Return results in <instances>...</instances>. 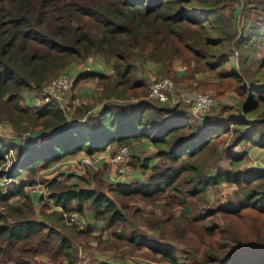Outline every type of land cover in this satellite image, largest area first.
<instances>
[{
	"label": "trees",
	"instance_id": "obj_1",
	"mask_svg": "<svg viewBox=\"0 0 264 264\" xmlns=\"http://www.w3.org/2000/svg\"><path fill=\"white\" fill-rule=\"evenodd\" d=\"M254 1L262 0H0V124L28 137L7 142L0 135V205L5 209L0 212V264H77L78 246L67 233L79 238L93 227L68 224L63 214H81L88 202L93 223L106 219L112 228L127 221L107 195L58 180L73 173L58 171L47 183L46 198L26 192L35 182L25 181L24 173L34 175L38 167L80 152L94 157L113 144L144 139L162 163L137 157L131 166L142 174L149 171L145 181H116L108 190L163 214L146 219L145 231L135 226L129 234H113L168 264H185L180 262L184 254L190 264H264V236L249 240L232 228L225 234L217 225H202L199 230L208 237L216 229L224 233L223 242L216 249L207 244L198 256L197 249L176 250L172 241L149 232L155 228L164 234L171 223L185 241V224L197 229L196 222L215 213H264V168L243 166L249 151L236 150L245 143L264 148V57L253 55L256 42H264V12ZM247 9L263 18L254 19ZM90 57L112 70L76 75L75 85L96 83L101 105L96 115L87 105L66 110L55 99L36 107L21 104L26 92H43L74 61ZM175 61L200 64L218 78V95L233 91L239 100L200 120L181 102L166 106L149 99L143 80L148 66L176 77ZM3 180L11 181L6 190ZM222 184L238 187L236 200L195 216L194 199ZM36 201L43 203L39 212Z\"/></svg>",
	"mask_w": 264,
	"mask_h": 264
},
{
	"label": "rangeland",
	"instance_id": "obj_2",
	"mask_svg": "<svg viewBox=\"0 0 264 264\" xmlns=\"http://www.w3.org/2000/svg\"><path fill=\"white\" fill-rule=\"evenodd\" d=\"M255 2V1H254ZM254 5L259 7V12H264V0L261 1V4L255 2ZM260 5V6H259ZM263 7V9H261ZM245 11L243 9L241 10L240 14H244ZM246 13L254 15V11H250L247 9ZM240 15V17H242ZM262 19L263 17L259 14H255L253 16L254 19L256 18ZM257 50V52L253 51V55H257L260 58L264 57V42H261L258 40L256 42V46L254 50ZM85 61H74L72 65L80 66L81 63H84ZM70 65V66H72ZM185 68L184 75L181 77H175V75H160L158 72H155V69L153 67L149 68V73L144 74V79L147 82L146 88L147 91H149L150 83L153 79L161 78V77H169L172 79V81L175 84L176 91L183 92V93H209L212 95V97L215 100V104L210 110V112L206 115V117L209 114H217L218 109L225 104L232 105L235 104L239 99V94L237 92L228 91L225 94L218 95V91H216V88H214L217 83L219 82L218 78L213 75L212 72L207 71L197 63H192L188 66H183ZM80 68V67H79ZM237 69H240L237 67ZM240 71V70H239ZM254 71V69L252 70ZM73 74V73H72ZM215 74V73H214ZM76 76V74H74ZM263 75V73H262ZM217 78V79H216ZM217 82V83H216ZM214 83V84H211ZM232 83V81H231ZM79 87H83V84H77L73 86V89L68 91L62 98V100L59 102L61 104L62 108L69 110L70 108L77 107L78 105H87L94 108V106L100 105L98 102V95L92 94L90 97V100H87L85 102L82 101V98L77 93ZM32 92H30L31 94ZM133 93V92H132ZM148 93V92H147ZM34 97L36 98L37 105H33V102H29L28 105L31 107H36L45 104L47 101H44L43 99V92H33L32 93ZM27 98V97H26ZM25 98V99H26ZM76 98H79V102H74ZM25 99L22 101L21 104H25ZM166 103V102H165ZM174 103L177 102H167L165 104L166 106H173ZM26 105V104H25ZM181 107V106H180ZM101 108V105L94 108L95 110H91L90 115L94 116L96 115L95 111L97 112L98 109ZM182 109L186 110V107H182ZM80 120H77V122ZM0 135L4 138L5 141H10L11 138L14 137L15 141L21 142L24 139H27V136L24 135H16L14 134L13 130L8 125H0ZM142 141L135 142L133 144L123 145L121 147H128V149L131 151L130 156L126 160V169L128 170V173L131 176L130 179L123 180L125 182H134V181H145L146 177L148 176L149 171L142 174V172L137 167H132V163L135 162L137 157L142 158H149L150 160L155 157L156 154L154 152L149 153V147H142L141 149H138V146H141ZM109 148V147H108ZM120 147L117 146V144H113L111 148L106 150L105 155L101 153H97L94 155V157H90L93 160H96V164L94 166H85L83 168L76 167L77 161L80 160L81 155L83 154H75L74 156H70L68 158L62 159L58 163H55L54 165L44 168L38 167L36 169V173L34 175H31L30 173H24L22 175V178L25 179V181H31L34 179L35 184L32 186H29L26 189L27 193H37L38 195L42 196L43 198H46L49 193V189L47 188V183L50 181V179L54 178L56 176V173L58 171H65L67 173H73L71 174V179H65V177H61L58 180L63 181L64 184H75L78 189H93L97 191L100 194L107 195L109 198H111L115 206L117 207L118 211L127 218V221L124 223H117L114 227L108 228V225L106 224V219H101L99 222H97L96 225H98V229L96 230V234L91 233L85 236H81L79 238H75L73 235L67 233L69 237L72 239L73 243H76L78 246V262L77 264H92L95 262L94 259L95 256L98 257L97 261H100V259L104 261H110L111 259L114 261L116 259H119L122 263L124 261H130V262H137V261H144V260H150L152 262H156L157 264H168L163 261H160L158 256L153 255L151 252H149L146 248L136 250L134 249L131 244H129L126 240L118 239L115 234H113V231H121L126 232L127 234L130 233V231L137 226L140 231H145V227L148 226L146 219L154 220V217H161L163 214V210L160 208H155L154 206L148 205L146 203H143L139 200L135 199H127L118 197L112 192L108 190L110 184L115 183L116 181H119V177H121L117 173V166L111 162V157L114 156L116 151ZM154 147L152 148V150ZM237 151L243 152L245 150L249 151V154L243 164L245 167H252V168H262L264 167V148L258 147L255 153L251 152L252 147L250 144H242L236 148ZM154 151V150H153ZM15 152H10V157H15ZM87 156V155H86ZM101 156V157H100ZM103 156V157H102ZM18 157H16L17 160ZM155 163H162V160L160 158H156ZM224 159V156H223ZM72 162L73 166H68L66 169H61V165H63L64 162L68 161ZM130 163V164H129ZM150 164H154L151 163ZM99 171L102 174H99ZM98 174V175H97ZM146 176L142 178L141 180L134 179V176ZM102 178H101V177ZM126 178L127 176H123ZM79 178H83L84 181H82ZM4 181V180H3ZM2 183V190H6L8 186L10 185V180H6V182ZM18 182V180H16ZM86 183H88L86 185ZM39 190L43 191L44 195L39 194ZM238 191L237 186H231L228 184H222L218 187H211L208 189L207 193L203 198L196 197L195 200V216L197 214H201L205 212L207 209L213 210L216 207H218L219 204H224L226 202H229L230 200H236L235 193ZM49 204L51 203L49 200ZM202 201L204 203H202ZM36 209L41 211V207L43 203H37ZM53 208L46 210V212H50ZM5 210V209H4ZM3 210V211H4ZM2 211V212H3ZM73 212H76L75 210H72L68 214H71ZM80 218L84 221L85 224H82L80 229H83L88 224L86 222L89 221V219H93V208L90 205V202L86 203L85 211L83 213H79ZM154 214V215H152ZM39 216V214H38ZM65 220V219H64ZM197 223V229L191 226H185L186 229V237L187 240H182L177 237V235L172 230L174 225L171 223H168L164 226V234H162L159 230L153 228L154 231H149L151 234L157 235V237L160 239L162 236L165 241L169 240L174 243V247L176 250H183L185 249H197L198 256L208 249L207 244H210L213 246V249H216L219 245V243L223 242L222 234L225 233L228 229H235L240 234L245 236V238H248L249 240H255L258 235L264 236V213L259 212L257 210L252 209H245L243 210L239 215H225L223 213H215L212 216H210L205 222H196ZM76 225V224H71ZM202 225H210V226H218L219 229H222L224 233L219 232V230H215L213 237H208L205 233L201 232L199 230V227ZM177 227V226H176ZM180 227V226H178ZM102 228V229H101ZM179 229V228H178ZM105 230V231H104ZM98 231V232H97ZM124 232V233H125ZM126 234V235H127ZM229 234V233H225ZM249 234V236H248ZM192 252V251H191ZM184 254V253H183ZM44 261H48L46 257H42ZM184 260L185 264H190V260H186V254H184L183 258L180 262ZM36 261H42L40 258H37ZM183 262V263H184ZM190 262V263H188ZM58 263V262H57ZM55 263V264H57ZM50 264V263H48Z\"/></svg>",
	"mask_w": 264,
	"mask_h": 264
},
{
	"label": "built area",
	"instance_id": "obj_3",
	"mask_svg": "<svg viewBox=\"0 0 264 264\" xmlns=\"http://www.w3.org/2000/svg\"><path fill=\"white\" fill-rule=\"evenodd\" d=\"M83 72L92 71V66L87 63H81L80 68ZM76 76L72 73H63L55 77L51 82L48 83L43 89V99L44 101H50L55 99L61 101L63 96L73 89ZM149 99L157 100L159 102H181L183 103L189 114L197 119H205L206 115L210 112L215 104V100L209 93H178L172 79L169 77H161L153 79L149 86L148 96ZM74 102H79V98H76ZM79 122V121H78ZM2 125V124H0ZM131 151L128 147H120L114 156L111 157V162L114 163L117 168V173L123 177L128 176V170L126 169V160L130 156ZM96 160H93L89 156H82L80 160L77 161L76 167L83 168L85 166H94ZM39 194L44 195L43 191L39 190ZM57 210H61L59 207H55ZM4 210V206L0 205V212ZM63 217L68 224H76L82 226L84 221L80 218L77 212L71 214L64 213Z\"/></svg>",
	"mask_w": 264,
	"mask_h": 264
},
{
	"label": "crops",
	"instance_id": "obj_4",
	"mask_svg": "<svg viewBox=\"0 0 264 264\" xmlns=\"http://www.w3.org/2000/svg\"><path fill=\"white\" fill-rule=\"evenodd\" d=\"M84 63H87L88 65H90V66H92V71L93 72H99V73H105V74H110L111 72H112V70L110 69V67L108 66V65H106L105 63H103V61L100 59V58H98V57H90L88 60H86V62H84ZM79 65L78 66H75V65H72V66H70V68L67 70V72L68 73H73V74H78V73H81V72H83V71H81L80 69H79ZM151 67H153V65H149V68H151ZM154 69H155V66L153 67ZM184 70H185V68L182 66V64L179 62V61H175L174 62V71H175V74H176V77H181L182 75H184ZM78 92V94H79V96L82 98V101L83 102H85L86 101V99L87 100H90L91 98V96H92V94H96V92H98L99 91V89H98V87H97V85H96V83L95 82H87V83H83V87H79V89L77 90ZM33 93V92H32ZM30 94V92H26L25 94H24V99H25V104L26 105H28L29 104V102L31 101V102H33L32 104L34 105H37V100H36V98L34 97V95L33 94ZM179 93H183L182 91L181 92H179ZM37 101V102H36ZM28 106H30V105H28ZM98 106H100V105H98ZM98 106H94V108H96V107H98ZM91 109L92 111L93 110H95V109ZM99 110V109H98ZM95 113H97L96 111H95ZM142 145L141 146H138L137 148L138 149H141L142 147H146V146H148L149 147V153L150 152H153V154H154V149L152 150V148H153V146H152V144L148 141V140H142ZM109 148H111V146L109 147ZM109 148H107L106 150H108ZM258 149V147H253L252 148V150H251V152H253V153H255L256 152V150ZM105 150V151H106ZM110 150V149H109ZM105 151H103L102 152V154H104L105 155ZM78 154H83V155H81V157L82 156H84V155H86L84 152H80V153H78ZM101 157V156H100ZM103 157V156H102ZM156 158L155 157H153L151 160H150V162L151 163H155L156 162ZM74 164L72 163V162H69V160L68 161H66V162H64L63 163V165H61V169H66L68 166H73ZM262 168H264V167H262ZM144 177H146V176H134V179H137V180H141L142 178H144ZM119 179H121V180H119V181H123L124 179L125 180H127V178H124V177H119ZM123 179V180H122ZM127 182H129V181H127ZM30 194H32V195H35V194H37V193H30ZM38 195V194H37ZM36 203V206L38 205L37 203V201L35 202ZM93 220V219H92ZM92 220L91 219H89V221L88 222H86L88 225H91L92 227H93V231H92V233H94V234H96L95 232H96V230L98 229L97 227H98V225H96L97 223H93L92 222ZM85 224V223H84ZM97 226V227H96ZM102 229V228H101ZM105 231V230H104ZM98 232V231H97ZM95 258L96 259H94L95 260V262L94 263H92V264H102V263H105V262H109L110 264H157V263H154V262H152V261H150V260H144V261H142V262H140V261H137V262H135V263H133V262H130V261H124V263H122L119 259H116V260H110V261H104V260H102V259H100V261H97L98 260V257L97 256H95Z\"/></svg>",
	"mask_w": 264,
	"mask_h": 264
}]
</instances>
